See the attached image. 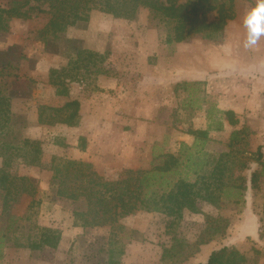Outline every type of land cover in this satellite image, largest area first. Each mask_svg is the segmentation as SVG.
I'll use <instances>...</instances> for the list:
<instances>
[{"label": "rangeland", "instance_id": "obj_1", "mask_svg": "<svg viewBox=\"0 0 264 264\" xmlns=\"http://www.w3.org/2000/svg\"><path fill=\"white\" fill-rule=\"evenodd\" d=\"M11 1L0 0V8ZM208 1L219 5L227 0ZM261 1L236 0V18L222 32L173 44L166 39L175 24L153 19L147 9L133 21L92 11L85 25L56 34L45 31L48 14L10 23V32L0 36V51L14 47L17 52L14 68L4 71L0 85L7 84L10 113L18 118L14 134L19 140L42 142L45 157L39 167L14 157L7 168L12 176L34 179L37 194L24 195L13 206L10 215L19 226L11 233L9 216L1 217L0 192V237L5 238L0 264H110L111 258L120 264H200L223 247L237 248L247 264H264V177L257 188L251 186V175L259 168L252 154L264 146V14L254 8ZM214 18V13L209 15V20ZM76 48L97 56L78 58ZM63 68L74 78L66 81L67 95L59 94L49 80L50 70ZM197 82L204 85L175 90L178 84ZM73 100L82 104L77 126L38 124V107H62ZM210 109L233 110L239 124L232 127L223 117L224 130L212 132V140L198 153L187 131L206 129ZM243 129L241 140L230 147L231 134ZM81 137L87 140L85 151L80 149ZM167 153L181 162L167 175L171 184L180 178L194 182L196 171L209 174L222 159L229 189L241 184L246 189L222 194L219 206L203 202L202 213L185 211L180 221L139 211L100 228L77 224L74 211L79 206L56 196L53 156L90 163L114 181L124 170L153 169ZM33 200L40 205L32 207ZM207 216L228 219L226 235L199 245L184 261L178 251L201 240ZM41 229L60 233L57 248H31L41 243ZM185 249L186 256L195 250Z\"/></svg>", "mask_w": 264, "mask_h": 264}, {"label": "trees", "instance_id": "obj_2", "mask_svg": "<svg viewBox=\"0 0 264 264\" xmlns=\"http://www.w3.org/2000/svg\"><path fill=\"white\" fill-rule=\"evenodd\" d=\"M186 1V2H184ZM236 0H227L219 5H214L208 0H13L5 7L0 8V36L10 32V23L13 20H30L40 14H48L50 20L45 27L47 34L67 31L69 28L80 27L90 20L92 11L112 15L116 19L133 21L137 18L141 9L149 10L153 19L165 20L174 23L172 32L168 34L166 43H182L194 36H211L222 32L229 21L236 18L234 10ZM254 8L261 14L264 8V0L255 4ZM214 13V20H209V15ZM78 58L87 54L89 58L97 56L93 52L75 50ZM16 48L10 47L0 51V58L8 59L0 61V78L6 75L4 71L13 66ZM78 62V61H77ZM76 62V63H77ZM14 68V67H12ZM68 68L62 70H50L49 80L52 86L57 87L61 95H67L66 81H73V75L68 73ZM9 77V76H8ZM189 85H204V83H181L175 90ZM11 92L12 89H10ZM4 92H7V84L0 85V155L4 158V167L0 169V192L2 197L1 217L9 216L8 232L18 230L15 217L10 215L13 206L19 199L28 195L35 197L37 183L27 176H12L7 168L11 165L12 158H22L25 164L30 166H42L44 163L43 144L37 140H19L14 134L13 128L18 121L17 116L10 113L9 101ZM13 96L12 98H14ZM81 102L68 101L62 107L41 105L39 108L38 124L54 126L57 124L67 127H75L81 118ZM216 110V111H215ZM214 112L220 114L214 116ZM209 125L206 129H189L188 135L194 136L198 153L205 149L206 144L212 140L211 133L224 130L226 118L228 124L236 127L239 124L237 114L233 110L220 111L210 109L207 113ZM243 130H236L231 134L232 147L241 140ZM80 149L85 151L87 140L80 138ZM65 146V145H63ZM67 146V145H66ZM185 146V144H183ZM264 146H259L252 154V159L259 166L251 175L252 189L258 187V181L264 177ZM159 165L151 170H124L117 180L108 181L94 170L93 165L72 159L52 157L50 168L53 172V187L56 196L69 200L79 207L74 211L77 224L84 228H96L114 226L120 218L133 215L139 211L157 212L172 218L174 221L183 219L184 212L194 214L202 213L200 204L203 202L219 206L222 194H232V189L245 190L244 185H229L225 183L227 164L222 159L209 174L196 171L197 179L192 182L186 178H180L171 184L167 175L174 173V169L181 164L180 158L174 154L162 155ZM192 155L187 157L191 167ZM198 164V163H197ZM199 165V164H198ZM159 187L158 189H156ZM224 188L226 190L224 191ZM241 194V191L239 192ZM41 201L33 200L32 207L40 205ZM207 219L208 226L201 236V240L194 244H186L187 249L194 247L187 256L185 246L178 252L184 254V261L196 254L201 244H207L211 240L226 235L229 228V220L224 218ZM261 239L263 235L260 236ZM4 236L0 237V248L3 246ZM41 243H34L31 248L37 250L43 246L57 248L61 239L60 233L48 229L40 231ZM180 246H182L180 244ZM197 247V248H196ZM165 252H169L165 250ZM247 257L235 247H223L214 250L209 258L200 264H247ZM110 264H120L111 258Z\"/></svg>", "mask_w": 264, "mask_h": 264}, {"label": "clouds", "instance_id": "obj_3", "mask_svg": "<svg viewBox=\"0 0 264 264\" xmlns=\"http://www.w3.org/2000/svg\"><path fill=\"white\" fill-rule=\"evenodd\" d=\"M261 12L264 13V11H262V10H261ZM262 26H264V25H262ZM256 31L259 32L260 28H257Z\"/></svg>", "mask_w": 264, "mask_h": 264}, {"label": "snow or ice", "instance_id": "obj_4", "mask_svg": "<svg viewBox=\"0 0 264 264\" xmlns=\"http://www.w3.org/2000/svg\"><path fill=\"white\" fill-rule=\"evenodd\" d=\"M261 10L264 11V8H262Z\"/></svg>", "mask_w": 264, "mask_h": 264}]
</instances>
